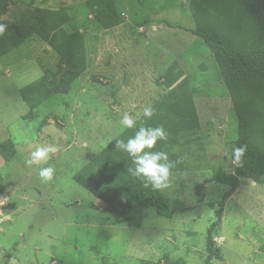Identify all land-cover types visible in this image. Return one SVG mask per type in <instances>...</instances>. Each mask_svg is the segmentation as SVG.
Wrapping results in <instances>:
<instances>
[{
    "label": "rangeland",
    "instance_id": "rangeland-1",
    "mask_svg": "<svg viewBox=\"0 0 264 264\" xmlns=\"http://www.w3.org/2000/svg\"><path fill=\"white\" fill-rule=\"evenodd\" d=\"M88 1H0V18L21 6L66 5L71 14L55 32L59 49L34 33L7 51L16 37L8 30L0 37V142L12 140L17 151L9 162L0 156V264H204L221 204L213 233L221 256L212 264H264V177L240 178L234 189L213 179L234 173L240 127L264 153V71L242 73L192 32L202 25L244 59L264 62L262 23L241 15L242 0H114L122 22L105 28ZM67 59L85 71L68 93L50 96L73 66ZM32 83L35 93L26 91ZM148 104L155 115L141 116L137 129L163 126L169 139L157 150L182 162L162 191L163 215L147 209L137 228L74 175L122 133L123 113L135 117ZM47 144L56 147L49 161L56 171L44 183L25 161Z\"/></svg>",
    "mask_w": 264,
    "mask_h": 264
},
{
    "label": "trees",
    "instance_id": "trees-1",
    "mask_svg": "<svg viewBox=\"0 0 264 264\" xmlns=\"http://www.w3.org/2000/svg\"><path fill=\"white\" fill-rule=\"evenodd\" d=\"M88 3L89 8L91 7L92 11L95 12L96 20L100 26L110 28L122 22L114 0H89ZM240 6L241 15L243 17L249 15V17L245 18L247 21L250 19L255 25L260 22L264 28V0H242V5L240 4ZM43 13L48 15L50 20L43 16ZM12 14V18H0V22L6 23L8 25L7 30L16 37L14 43L9 46L7 51L11 49V46L16 47L23 44L34 33L43 35V38H49L51 46L59 49L60 44L56 41L55 32L62 30V25L69 22L71 18V14L65 7L52 9L21 6L13 10ZM192 32L204 40L216 57L222 60L228 59L233 65H237L242 73L253 74L255 71H264L261 68L264 67V62L255 58L244 59L243 55L235 49L236 47L234 48L227 37H219V35L209 31L202 25H199ZM63 38L68 42H73L82 39V35L67 36L66 34ZM66 61L73 66L64 75V80L53 82L50 96L68 93L70 85L76 76L85 71V65L81 61V63L78 62L77 64H73L71 59ZM33 84L35 83L28 85L32 86L29 88L27 86L26 91L35 93L38 90V85L33 86ZM133 134V129H128L114 138L97 155L92 165L85 166L74 175V180L104 201L107 204V211L120 215L131 227L139 228L142 226L145 210L152 208L160 215H163L167 208V199L162 191H155L150 187L145 188L140 178L134 177L128 172V167L132 166L131 158L127 153L116 149L115 139L127 140ZM239 145H247L244 166L235 167L234 173H216L213 178L219 183L230 185L232 189L240 184V178H247L260 183L264 177V153L251 144L250 137L244 126L240 127L234 143V146ZM16 154V147L12 140L0 142V156L3 157L5 162L13 160ZM109 168L112 169L110 170L113 172L112 174L109 173ZM222 205L218 210L217 220L208 228V255L204 264H212L213 258L221 256V249L216 246L213 233L222 221Z\"/></svg>",
    "mask_w": 264,
    "mask_h": 264
},
{
    "label": "clouds",
    "instance_id": "clouds-1",
    "mask_svg": "<svg viewBox=\"0 0 264 264\" xmlns=\"http://www.w3.org/2000/svg\"><path fill=\"white\" fill-rule=\"evenodd\" d=\"M8 25L0 22V37L7 31ZM155 115L152 104L143 107L142 113L135 117L125 112L122 114L119 124L121 132L128 129H137V122L141 116L150 120ZM169 134L163 126H140L133 136L125 139H115L116 149L127 153L131 158V167L128 172L143 181L145 188L155 191H163L171 186L172 170L177 167L182 159H170L169 154L163 150H157L158 142H166ZM56 147L51 144L37 145L30 150L29 157L25 163L29 166L38 167V175L42 182L47 183L54 179L55 168L49 165L52 154ZM247 145L234 146L231 153V164L234 167H243Z\"/></svg>",
    "mask_w": 264,
    "mask_h": 264
},
{
    "label": "crops",
    "instance_id": "crops-1",
    "mask_svg": "<svg viewBox=\"0 0 264 264\" xmlns=\"http://www.w3.org/2000/svg\"><path fill=\"white\" fill-rule=\"evenodd\" d=\"M63 7H67L66 5H62ZM47 8H49V7H47ZM52 8V7H51ZM59 8V7H58ZM58 8H52V9H58Z\"/></svg>",
    "mask_w": 264,
    "mask_h": 264
}]
</instances>
